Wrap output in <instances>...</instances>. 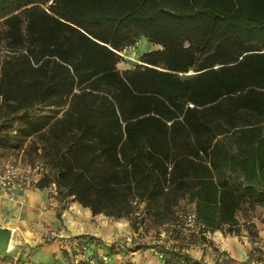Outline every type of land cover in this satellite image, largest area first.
I'll list each match as a JSON object with an SVG mask.
<instances>
[{
    "label": "trees",
    "instance_id": "1",
    "mask_svg": "<svg viewBox=\"0 0 264 264\" xmlns=\"http://www.w3.org/2000/svg\"><path fill=\"white\" fill-rule=\"evenodd\" d=\"M229 35L247 48L209 60ZM138 38L160 46L121 70ZM23 148L37 186L92 214L188 196L205 228L235 230L264 202V0H0V151ZM212 264H264V246Z\"/></svg>",
    "mask_w": 264,
    "mask_h": 264
},
{
    "label": "rangeland",
    "instance_id": "2",
    "mask_svg": "<svg viewBox=\"0 0 264 264\" xmlns=\"http://www.w3.org/2000/svg\"><path fill=\"white\" fill-rule=\"evenodd\" d=\"M138 39L139 44L127 51V56L118 63L121 70L133 67L139 61L138 55L146 47L141 45L143 38ZM246 48L247 44L237 36L229 35L219 40L208 58L217 61L226 55L231 60ZM43 109L61 110L54 107ZM36 163L40 165L39 173L33 177L29 189L34 191L32 198L42 196L48 202L35 201V205L40 206L36 214L22 210L24 231L21 241L18 246L13 244L10 249H0V264H88L86 256L94 258L95 264L98 260L104 264H159L166 259L173 264H212L221 250L236 255L233 248L248 253L254 244L264 246V202H244L237 213L239 222L233 231L228 226L215 230L205 228L203 224L193 229L184 226L177 211L195 208L188 196H182L169 209L165 206L157 208L156 213L154 209L144 207L140 217L91 215L86 214L87 207L76 200L55 193L52 183L44 188L37 186L45 166L32 151L25 148L0 151V172ZM10 194L0 186V210L7 209L4 213L12 218L18 216L19 210ZM54 216L58 224H55ZM81 234L88 236L90 246L87 255H79V261H76L78 250L72 246L70 252L66 240L81 238Z\"/></svg>",
    "mask_w": 264,
    "mask_h": 264
},
{
    "label": "built area",
    "instance_id": "3",
    "mask_svg": "<svg viewBox=\"0 0 264 264\" xmlns=\"http://www.w3.org/2000/svg\"><path fill=\"white\" fill-rule=\"evenodd\" d=\"M140 40L137 39L133 43H130L126 46H124L122 49L117 50V52L122 56H127V51H130L134 49L138 44ZM40 165L38 163L36 164H28L22 169L19 168H7L6 170H3L0 172V186L7 192L11 193H19L27 190L31 184V181L35 175L39 173ZM53 189L55 193L57 192L56 184L53 182ZM135 204V212L134 215L137 217H140L142 215V211L145 207L144 202H139L138 200L134 201ZM177 216L179 221L188 228H195L202 223L199 221L197 216V211L195 208L192 209H185L180 208L177 211ZM72 246L74 249L78 250V252L75 255V260L79 261L78 256L79 255H87V251L89 249V242L81 237H75V238H68L66 240V247L67 249L72 252L71 248ZM86 259L88 261V264H95L94 258L86 256ZM159 264H173L171 262L167 261H161Z\"/></svg>",
    "mask_w": 264,
    "mask_h": 264
},
{
    "label": "crops",
    "instance_id": "4",
    "mask_svg": "<svg viewBox=\"0 0 264 264\" xmlns=\"http://www.w3.org/2000/svg\"><path fill=\"white\" fill-rule=\"evenodd\" d=\"M141 45L143 47L148 48V49H154V48H157V47L160 46L158 44L149 43V42H147L145 40L142 41ZM220 58L221 59H219V60H217L215 62H221V61H227V60H229V59H227L226 55H223ZM33 193H34V191L33 190L31 191L28 188L27 190H25L23 192L10 194V198L13 199L14 203H16L15 206H17V210H19L18 211V216L11 218V217H9L8 215H6L4 213V211L6 212L7 209H5L3 212L0 210V214H1L0 215V223L3 224V225H5V226L10 227L11 230H12L10 244H9V247L7 249H10L13 246V244H14V246H18L17 243L19 241H21L20 238H21V235H22V233L24 231V227H23L22 222H21V221H23V218H22V216H23L22 215V210H25L26 209V210H29L30 212H35V214H36V213L39 212L40 206L39 205H35V201H37V202L47 201L48 202V199H44L42 196L39 197V198H32V194ZM51 203H54V202H51ZM193 204H194V202H193ZM53 207L54 206H50L49 208H53ZM36 209H38V211ZM87 209L88 210H86L85 213L86 214L90 213L91 215H93L92 212H91V209L89 207H87ZM48 210L50 212H52L51 209H48ZM7 218H9V219H7ZM53 220L55 221V224H58L59 223V222H57L55 216H54ZM233 251L235 253H237V254L238 253H241L240 255L233 254L237 258L243 259V258H245L247 256V253L246 252H239V249L233 248Z\"/></svg>",
    "mask_w": 264,
    "mask_h": 264
},
{
    "label": "water",
    "instance_id": "5",
    "mask_svg": "<svg viewBox=\"0 0 264 264\" xmlns=\"http://www.w3.org/2000/svg\"><path fill=\"white\" fill-rule=\"evenodd\" d=\"M12 230L10 227L0 223V248L7 249L10 244Z\"/></svg>",
    "mask_w": 264,
    "mask_h": 264
},
{
    "label": "bare ground",
    "instance_id": "6",
    "mask_svg": "<svg viewBox=\"0 0 264 264\" xmlns=\"http://www.w3.org/2000/svg\"><path fill=\"white\" fill-rule=\"evenodd\" d=\"M221 237V236H220ZM221 239V238H220ZM222 240V239H221Z\"/></svg>",
    "mask_w": 264,
    "mask_h": 264
}]
</instances>
